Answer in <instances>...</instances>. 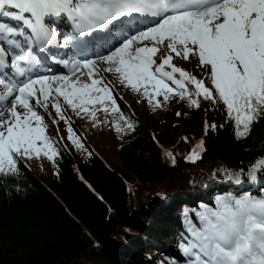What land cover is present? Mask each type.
Masks as SVG:
<instances>
[{
	"label": "trees",
	"instance_id": "trees-1",
	"mask_svg": "<svg viewBox=\"0 0 264 264\" xmlns=\"http://www.w3.org/2000/svg\"><path fill=\"white\" fill-rule=\"evenodd\" d=\"M211 76L201 103L179 94L150 105L155 132L128 109L122 120L107 122L82 114V131L97 135L88 141L67 127L57 107L66 140L71 134L69 150L55 136L52 147L21 150L17 169L0 173V264H160L165 255L179 257L175 239L182 216L192 219L218 195L238 194V186L257 197L264 189L258 187L264 184V83L257 100L241 102L223 99ZM175 133L182 136L171 155H162L160 145L173 143ZM199 137L205 149L194 163L191 150ZM136 180L147 189L144 197ZM163 193L179 194L180 203L168 206Z\"/></svg>",
	"mask_w": 264,
	"mask_h": 264
},
{
	"label": "rangeland",
	"instance_id": "rangeland-1",
	"mask_svg": "<svg viewBox=\"0 0 264 264\" xmlns=\"http://www.w3.org/2000/svg\"><path fill=\"white\" fill-rule=\"evenodd\" d=\"M193 23H196L195 20H193ZM158 29H160V27ZM177 32L183 34L185 32V29L180 25L179 29H177ZM140 36L142 39L145 40L144 41L145 44L154 43L158 46L156 36L154 37V39L150 38L148 34H144ZM134 40L135 39H132L131 42H133ZM175 41L178 46H174L173 41H171L170 39H165L164 44L162 46L161 45L158 46L160 48V52L163 53V55H165L168 51H170L171 49H174L173 50L174 54L168 52L174 64L179 69H184L191 76L201 78L203 77L204 74H207L209 72V66L203 60L202 53L191 43V41L188 38L186 37H180L179 39L175 38ZM177 47H178V51H177ZM178 52H179V55H177ZM99 62L103 66L101 70L97 68L88 67L84 75L85 77H88V80L91 83H94L92 81L97 80L95 78H98V80H101L105 84V81H106L105 77H106L108 80H110L113 84L116 85V88L119 93L116 94L115 98L116 100H119L118 101L119 105L118 106L115 104L110 105L109 109L103 108L102 114H103V118H106V122H107V118H111L110 117L111 114L117 117H123L122 115L123 110L128 109V111L131 114L135 115L136 117L141 116V119H144V121L148 123L149 129H151L152 132H155L156 128L154 127L152 122H150L149 120L150 114L147 111V108L150 107V105H152L153 103L160 104L166 99L164 96H161L158 93V88L154 86V83H153L154 81L147 79L145 81L147 84L137 85V87H135L133 85L134 84L133 81L129 79L127 80V77H128L127 73L128 71H130V73L133 75V78L137 80L135 82L138 83L139 76L133 74V72L135 73V71H132L129 68L124 69L123 67L118 66L116 62L110 61L106 57L99 60ZM97 70H98V73H97ZM56 77L60 78L59 76H49L51 80H53ZM107 88L110 90L109 85ZM30 104H31V108H35L37 110L36 113H32L30 109L26 107L23 108V107L12 106L8 109L7 114L2 116V119L0 120V127H2V129H5V127L11 122L16 125L17 133L22 132V130L23 132H25L24 128L23 129L19 128L20 120H23L25 124L26 123L34 124L38 120L37 115L39 116V118H41L42 117L41 114L44 113L43 111H40L39 108L33 105L34 104L33 101ZM33 118L37 120H33ZM47 118L51 120V115H49L48 113H47ZM99 119H101V117H99ZM85 120L86 119H83V121ZM41 122L44 125V122L43 121ZM70 123H71L72 128H74L77 132L81 133V125L78 120L73 119ZM51 130L57 131V128L55 129L51 128ZM203 132H204V128L203 127L199 128L198 133L202 134ZM47 134H49V132H47ZM107 134H106V138L109 140L111 147H115L118 144L117 138L114 137L112 131L111 132L109 131V133ZM95 136L89 139L92 140L95 138ZM181 136H182L181 133H177V134L175 133L173 143H170V142L163 143L162 146L172 148L173 145L177 143L178 139ZM45 156H46V161L51 158L50 155H45ZM118 163H120V160L118 161ZM135 184L137 187H141L137 180ZM141 192H142V196L144 197L147 194V189L141 187ZM178 195L171 194L169 196L172 198L173 196L179 197L180 195L179 196ZM149 196L151 195L148 194L146 196L145 198L146 201H148ZM160 243L165 245L163 242H160Z\"/></svg>",
	"mask_w": 264,
	"mask_h": 264
}]
</instances>
